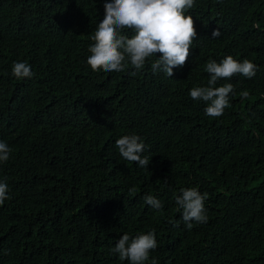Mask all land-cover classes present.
Instances as JSON below:
<instances>
[{"label":"trees","instance_id":"1","mask_svg":"<svg viewBox=\"0 0 264 264\" xmlns=\"http://www.w3.org/2000/svg\"><path fill=\"white\" fill-rule=\"evenodd\" d=\"M106 2L0 0V140L12 149L0 164L10 189L0 264H128L116 242L153 229L148 264H264V0H195L185 14L197 36L170 78L153 73L155 57L136 76L91 70ZM229 55L256 75L220 80L235 94L210 118L189 91L207 86L210 59ZM17 61L35 75L14 78ZM130 134L146 145L147 169L119 155L115 141ZM191 187L208 194V220L188 230L175 199Z\"/></svg>","mask_w":264,"mask_h":264},{"label":"clouds","instance_id":"2","mask_svg":"<svg viewBox=\"0 0 264 264\" xmlns=\"http://www.w3.org/2000/svg\"><path fill=\"white\" fill-rule=\"evenodd\" d=\"M195 6V0H111L104 4V18L91 35L92 43L88 52L87 64L91 70L104 72H121L131 67L130 76L145 67L146 61L155 57L151 64L154 74L164 73L173 76V69L183 67L190 55V46L196 39L197 33L194 21L186 11ZM256 27H259L257 24ZM131 31V37L124 35ZM221 33L215 30L213 39L217 40ZM160 56L157 59L156 54ZM204 71L209 74L207 86L193 87L189 96L193 101L204 102L207 106L204 113L207 117L218 118L231 106L229 97L235 94L232 83L216 85L222 79L231 80L237 74L247 79L256 75L257 66L248 59L242 62L232 56H226L219 63L209 60ZM11 74L14 78L31 79L35 73L27 62H14ZM247 97V92L242 93ZM119 155L128 162H134L140 168H148L150 160L144 155L146 145L136 134L123 135L115 141ZM12 149L5 141L0 140V164L10 159ZM10 189L6 179H0V205L9 199ZM135 187L129 189L132 195ZM176 197L177 211L182 210V221L188 230L193 224L207 223L208 216L205 208L207 193L201 194L197 188H184ZM144 201L154 210H161L163 204L152 195H145ZM158 247L155 230L147 234L130 238L123 234L112 248L120 261L128 264H148L150 254ZM150 264H157L155 259Z\"/></svg>","mask_w":264,"mask_h":264}]
</instances>
